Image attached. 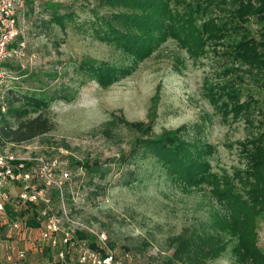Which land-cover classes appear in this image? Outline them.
<instances>
[{
	"label": "rangeland",
	"instance_id": "obj_1",
	"mask_svg": "<svg viewBox=\"0 0 264 264\" xmlns=\"http://www.w3.org/2000/svg\"><path fill=\"white\" fill-rule=\"evenodd\" d=\"M47 2L74 5L77 22H69L66 30L54 22L45 23L49 21ZM87 2L94 4L95 0H27L20 21L24 34L15 41L18 46L25 41V55L17 63L3 66L33 72L53 89L66 88L72 99H57L45 111L55 123L52 131L9 146L29 156H53L72 172L66 189L68 208L98 231H105L109 246L125 264H171V238L207 228L211 211L221 209L220 203L208 190L184 191L151 161H138V178L126 183L128 171L136 164L118 165L113 159L130 151L139 134L118 117L153 121L157 133L186 124L192 135L213 146L209 157L213 172L233 174L247 167L241 143L264 129V75L234 60L228 45L213 42L192 51L170 38L130 75L109 87L95 80L82 82L85 76L76 70L75 60L92 57L118 64L129 62L92 34L86 20L93 16L89 6L83 7ZM250 28L258 34L255 19ZM25 79L14 81L23 86ZM232 87L244 105L239 115L225 96ZM87 159H98L105 166L111 162V170L104 178L95 176L91 184L92 175L74 166L76 161ZM55 206L58 208L56 199ZM258 231L259 244L264 247V217L259 219ZM29 233L19 237L17 246L36 235ZM96 243L99 245L97 238ZM47 248L40 244L28 255V261L31 258L33 264H45L56 259L55 250ZM76 253L79 251L71 252V257ZM207 264H235V260L227 252Z\"/></svg>",
	"mask_w": 264,
	"mask_h": 264
},
{
	"label": "trees",
	"instance_id": "obj_2",
	"mask_svg": "<svg viewBox=\"0 0 264 264\" xmlns=\"http://www.w3.org/2000/svg\"><path fill=\"white\" fill-rule=\"evenodd\" d=\"M86 4L83 7L89 6L93 16L86 20L92 27V34L112 45L129 62L118 64L92 57L75 60L76 70L85 76L82 82L95 80L101 86L109 87L130 75L170 38L178 39L192 51L204 49L213 42L228 45L234 60L244 62L264 75V0H95L94 4ZM44 5L49 11V21L45 23L54 22L66 30L69 22H77L74 5L53 2ZM252 19L259 25L258 34L250 28ZM13 46L18 44L14 42ZM8 62L17 63V60L7 61L4 65ZM7 68L13 83L7 93L8 109L0 125L1 148L52 131L55 123L45 111L57 99H72L66 88L53 89L33 72L20 66L18 70ZM20 78H26L25 85L20 86L19 81H14ZM225 96L232 101L231 108L236 114H241L244 105L235 93V87ZM212 98H215L214 93ZM118 119L139 134L130 151L113 159L118 165L136 164L128 171L126 183L138 178V161H151L184 191L208 190L211 198L220 203L221 209L211 211L207 228L184 231L171 238V264H207L227 252L231 253L235 264H264V247L259 244L258 231L259 219L264 217V129L241 143L248 159L247 167L231 174L213 172L209 158L214 152L213 146L198 135H192L186 124L157 133L153 121ZM110 164L105 166L98 159H87L76 161L74 166L91 174L93 184L95 176L106 177L111 170ZM53 195L58 198L57 192ZM42 207L31 204L22 213L27 234L40 231L42 224L37 215ZM12 214L16 215L15 212ZM96 238L80 230L74 237L77 242L85 240L91 248L100 250ZM45 247L58 254L56 249ZM69 252L66 251L65 259L57 257L45 264H85L78 261L77 253L71 257V252L76 250Z\"/></svg>",
	"mask_w": 264,
	"mask_h": 264
},
{
	"label": "built area",
	"instance_id": "obj_3",
	"mask_svg": "<svg viewBox=\"0 0 264 264\" xmlns=\"http://www.w3.org/2000/svg\"><path fill=\"white\" fill-rule=\"evenodd\" d=\"M26 2L0 0V125L8 109L11 73L3 64L22 60L25 55V41L19 46L13 43L24 34L20 21L26 13ZM9 145L0 147V249H6L7 262L28 264L27 249L17 246L21 241L19 237L26 235L28 230L22 213L31 204H38L43 206L37 215L42 227L38 234L34 232L37 236L32 239L37 247L48 245L58 251L57 257L61 259L66 258V251H79L77 259L85 264H120L122 260L109 246L107 233L98 231L68 208L66 189L72 181V172L63 168L61 161L53 156H29L17 153ZM54 192L58 193V198ZM78 230L96 236L100 250L91 248L85 240L77 242L74 237Z\"/></svg>",
	"mask_w": 264,
	"mask_h": 264
},
{
	"label": "crops",
	"instance_id": "obj_4",
	"mask_svg": "<svg viewBox=\"0 0 264 264\" xmlns=\"http://www.w3.org/2000/svg\"><path fill=\"white\" fill-rule=\"evenodd\" d=\"M37 234H38V233H37ZM32 235H33V233H32ZM29 237H30V236H29ZM23 247H25V248L27 249V257H28V255H30L31 253L33 254V252H35V250L38 249V247L35 246V244H34V242H33L32 239L26 241V243L23 244ZM31 249H32L33 251H31ZM29 251H31V252H29ZM5 255H6V249H5V248H1V249H0V264H9V263L7 262V260H6V256H5ZM29 260H30V261H28V264H33L31 258H29Z\"/></svg>",
	"mask_w": 264,
	"mask_h": 264
}]
</instances>
